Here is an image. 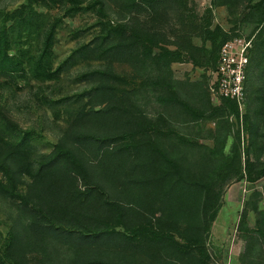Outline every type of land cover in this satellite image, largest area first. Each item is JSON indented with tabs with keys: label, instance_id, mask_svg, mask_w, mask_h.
<instances>
[{
	"label": "rangeland",
	"instance_id": "374dc122",
	"mask_svg": "<svg viewBox=\"0 0 264 264\" xmlns=\"http://www.w3.org/2000/svg\"><path fill=\"white\" fill-rule=\"evenodd\" d=\"M82 1L85 7L92 0ZM102 1V14L95 12L97 7L71 16L64 15V8L42 11L46 23L59 20L52 47V70L58 72L50 81H41L33 72L37 36L31 35V43L26 38L11 44V55L27 69L12 78L0 73V108L16 127L8 130L0 120V134L13 142L27 134L32 158L48 154L60 140L74 144L77 133L108 138L110 144L88 141L74 147L92 179L124 206L128 226L141 225L143 236L138 242L111 236L73 248L53 237L45 247L29 239L19 260L194 264L175 252L173 242L187 245L194 234L188 229L194 231L203 221L201 201L210 189L220 191V207L205 241L210 256L206 264H264V241L255 233L264 220V53L250 55L248 97L234 116L208 92V56L202 52L210 45L201 42L208 22L210 30L218 27L232 39L253 43L263 16V7L255 6L259 0H155L154 10L142 0H135L136 7L130 0ZM20 3L0 0V11H12ZM107 23L133 24L148 31L156 44L153 54L163 48L182 57L165 59L158 77L131 61L114 60L107 43L101 42ZM103 70L119 80L96 91L103 84L98 73ZM123 134L126 139L120 138ZM234 146L241 174L237 178L231 173L220 188L217 172ZM17 218L16 203L0 198V246ZM155 235L161 238L152 241Z\"/></svg>",
	"mask_w": 264,
	"mask_h": 264
},
{
	"label": "trees",
	"instance_id": "16d2710c",
	"mask_svg": "<svg viewBox=\"0 0 264 264\" xmlns=\"http://www.w3.org/2000/svg\"><path fill=\"white\" fill-rule=\"evenodd\" d=\"M154 10L157 6L155 0H142ZM135 0H130V5L136 7ZM256 7H263V16L257 21L260 27L256 39L251 43L248 55V67L246 71L245 85L248 81L249 63L252 53H264V0H259ZM96 8L97 14H102L104 2L92 0L83 7L82 0H21L20 5L12 11H0V73L12 78L22 72H26L27 65L17 57L11 55L12 43H31V35L38 37L39 47L33 59V72L41 81H50L55 78L58 69L52 70L54 33L59 20L55 19L50 24L46 23L42 11L63 9L64 15H75L78 12L92 11ZM209 12V11H208ZM105 35L102 43L109 46L108 52L114 58L123 62L131 61L146 72L155 73L158 77L159 70L167 65L165 59L179 60L182 56L175 51L160 49L157 54L152 53L156 46L146 30L139 31L133 24L107 23L103 25ZM27 35H26V33ZM16 34L13 37V34ZM235 37V36H234ZM232 39L231 34L223 32L218 27L210 30L209 23L201 34V42L209 43L210 49H204L206 55L209 78L216 68L218 52L221 46ZM260 43V44H259ZM20 55L24 53L19 49ZM164 63V64H163ZM103 76V81L96 86V91H104L108 82L119 80L108 70L98 71ZM156 80V79H155ZM209 86V85H208ZM209 92V91H208ZM245 86V99L248 97ZM222 108L227 113L238 116L235 103L229 100H221ZM106 110L93 111V115L105 113ZM81 115V114H80ZM0 120L8 130H15L0 108ZM246 120V118H245ZM31 134H29V137ZM27 134L20 136V141H8L0 134V198L16 203L17 222L7 234L0 246V264H26L19 260V252L28 245V240L33 239L37 245L44 246L47 239L66 242L73 248L79 245H88L99 239H107L111 236H124L130 242H138L141 239L143 227H129L126 218V209L119 201L108 196L106 191L92 179L89 168L78 155L76 144L88 141L110 144L108 138L97 137L93 134L75 135V143L68 144L63 140L55 145L48 154L30 157L28 150ZM127 135H120L126 139ZM79 146V145H76ZM127 150V146L122 147ZM238 148L233 147L232 155L219 172H217L220 188L226 179L233 176L240 177V161ZM171 164V163H170ZM232 167V168H231ZM233 176L229 177L230 174ZM212 193L210 189L205 191L201 201L200 214L203 218L201 224L188 229L194 232L187 241V247L179 246L173 242L175 252L183 259L192 258L194 264H206L210 259L205 250V241L209 236V230L219 209V193ZM120 227L122 232H118ZM153 235L151 229H147ZM144 229L145 232H147ZM153 232V233H152ZM255 233L264 241V220L258 225ZM150 234V233H149ZM160 236H154L157 239ZM161 238V237H160ZM158 238V239H160ZM45 247V246H44ZM81 247V246H80ZM187 249V250H186ZM72 250V249H71ZM84 264H104L98 261Z\"/></svg>",
	"mask_w": 264,
	"mask_h": 264
},
{
	"label": "built area",
	"instance_id": "2783aa9c",
	"mask_svg": "<svg viewBox=\"0 0 264 264\" xmlns=\"http://www.w3.org/2000/svg\"><path fill=\"white\" fill-rule=\"evenodd\" d=\"M251 41L233 38L226 41L218 52L216 68L211 73L209 94L212 98L235 103L238 113L245 102V80Z\"/></svg>",
	"mask_w": 264,
	"mask_h": 264
}]
</instances>
